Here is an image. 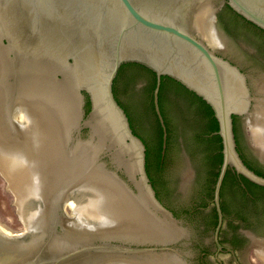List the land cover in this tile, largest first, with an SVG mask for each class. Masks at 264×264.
<instances>
[{"label":"water","instance_id":"1","mask_svg":"<svg viewBox=\"0 0 264 264\" xmlns=\"http://www.w3.org/2000/svg\"><path fill=\"white\" fill-rule=\"evenodd\" d=\"M127 64L155 75L163 149L162 77L211 108L222 145L214 234L211 208H196L206 199L209 169L181 120L165 171L151 169L157 198L145 145L113 94ZM147 83L144 75L135 83L143 99ZM119 98L132 111L130 99ZM142 110L153 124L149 106ZM233 117L264 161V0H0V177L24 228L0 230V240L23 239L34 254L0 257V264H235L227 253L214 258V243L222 249V184L229 169L260 187L264 177L242 162ZM231 182L224 197L235 192ZM255 231L264 238V229ZM222 237L231 240L228 221ZM252 246L264 263V242ZM238 256L253 264L247 252Z\"/></svg>","mask_w":264,"mask_h":264},{"label":"trees","instance_id":"2","mask_svg":"<svg viewBox=\"0 0 264 264\" xmlns=\"http://www.w3.org/2000/svg\"><path fill=\"white\" fill-rule=\"evenodd\" d=\"M142 75L147 76L148 79V83L144 87L146 99H143L142 95L139 97L135 92L136 80ZM155 81V75L150 70L136 64H127L120 68L116 78L114 79L112 87L114 97L125 111L133 133L138 136L145 145L146 171L148 177L150 178V182L154 185L157 181L153 177L151 169L154 166L157 169V174L160 172V168L157 166L159 165L162 150V129L154 112L152 101ZM119 93H123L126 95L127 99H130L132 111L120 101ZM146 104L149 106V109L154 117L153 124H149V126V118L146 116V112L142 110V106ZM158 106L167 129V147L169 143H171V133L173 132V128L176 127L175 122L177 120L184 122V129H188V131L192 134L193 142L190 144L192 151L197 152L200 155H204V157H201L199 164L202 165L201 168H203V170L209 169V176H207L209 178L205 181V187L207 197L212 199L213 186L222 164V145L220 137L218 135H213L218 131V123L214 118L211 108L201 98L197 97L192 92L186 90L179 83L167 77H162L161 79V85L158 93ZM88 109L89 105L87 103V111ZM134 122H136V126ZM238 129V119L237 117H233V133L236 150L242 162L248 169L254 171L255 174L264 177V171L255 170L244 156L243 149L240 145V135ZM143 131H145L146 134H149L150 142H147L142 135L144 134ZM232 175L234 174H231L230 170H228L223 182L221 198L223 197V191L226 183L231 179V183L235 182ZM201 178L206 180L204 175H202ZM240 178L246 186L254 187L264 193V187L254 185L242 176H240ZM156 196L160 200L159 194H156ZM222 212L225 213L223 205ZM214 216L216 219L215 213ZM213 225H216V220Z\"/></svg>","mask_w":264,"mask_h":264},{"label":"flooded vegetation","instance_id":"3","mask_svg":"<svg viewBox=\"0 0 264 264\" xmlns=\"http://www.w3.org/2000/svg\"><path fill=\"white\" fill-rule=\"evenodd\" d=\"M219 55L222 56L223 58H225L226 60L230 61L232 64L236 65L227 56H224L222 54H219ZM238 68L242 72H244L243 69H241L240 67H238ZM135 87H136V85H135ZM136 90H135V92H136ZM174 130H175V127L173 128V131ZM166 133H167V129H166ZM171 135L173 136V132L171 133ZM162 136H163V133H162ZM239 137H240V145H241V148L243 149V154L246 157L248 163H250L255 170H257V171L259 170V171L263 172L264 171V161H261L256 156V154L252 151L250 144L247 140V134L245 133L243 126L240 128V136ZM166 140H167V136H166ZM170 145L171 144L169 143L168 147L165 146V148L164 149L162 148V150H161L159 165L157 166L158 168H160L161 173H163V171H165L166 162L169 159ZM166 149H167V151H166ZM229 170H230L231 174H234V175H232V177H234L235 182L232 185L234 186L235 192L229 193V195L227 197H224V195H223V197L221 198V191H220V208L222 211V205H223V207L225 209V213L222 212L223 223H222L220 232L218 234V242L221 245L222 249L220 251H217L216 245H215L214 240H213V243L215 246L214 258L216 260V256H215L216 254H217V257L219 258L220 254L227 253L232 257L233 260H234L233 256L236 258V261L234 260L235 264H245L244 262L241 261V259L238 256V251L243 250L244 252H249L250 256L252 258H254V260H256L259 264H263L259 260V258H257L258 256L256 255L255 249L252 246V242L253 241L264 242V238L259 237L255 231V228L256 229H264V193H262L260 190L254 188V187L246 186L244 184V182L242 181V179L240 178V176L235 174V172H233L231 169H229ZM195 179H196V177H195ZM160 180L162 181L163 179H160ZM190 182H193V179H191ZM199 183H200V181H199ZM151 184H152V182H151ZM162 184H163V186L165 185L164 187L166 189V192L168 193V191H170V190H169V188H167V185H166L167 182L165 180H163ZM152 186L155 190V193L159 194V190L157 188V185L152 184ZM222 186H223V184H222ZM213 188H214V186H213ZM221 190H222V187H221ZM205 192H206V187H205ZM212 200H213V191H212V199H209L207 197V193H206L205 201L202 200L201 205L197 206L196 208L203 209V210H206L209 207L211 208V216H212L211 226L213 228V234H214V229H215L216 225L214 226L213 224H214L215 220H216V224H217V214H216L214 203ZM167 208L169 209V207H167ZM169 210L175 216V213L173 212V210H171V209H169ZM214 213L216 214V219H215ZM227 221L230 224V239L231 240H228V239L225 240L222 237V234L224 231V224ZM229 251H232V254ZM220 262H221V260H220ZM221 264H222V262H221Z\"/></svg>","mask_w":264,"mask_h":264},{"label":"rangeland","instance_id":"4","mask_svg":"<svg viewBox=\"0 0 264 264\" xmlns=\"http://www.w3.org/2000/svg\"><path fill=\"white\" fill-rule=\"evenodd\" d=\"M0 225L6 227L0 229L8 234L7 231L11 232L12 235L21 234L24 232V228L18 214L15 202L13 200L10 188L6 182L0 177ZM8 229V230H7ZM33 255V254H31ZM29 255V256H31ZM247 259L253 264H259L254 258L247 252Z\"/></svg>","mask_w":264,"mask_h":264},{"label":"bare ground","instance_id":"5","mask_svg":"<svg viewBox=\"0 0 264 264\" xmlns=\"http://www.w3.org/2000/svg\"><path fill=\"white\" fill-rule=\"evenodd\" d=\"M0 229H2L1 225H0ZM22 245H23V239L19 241L0 240V247L3 248L2 250L4 253V254L3 253L0 254V257H5L7 259H16V258L26 257V256L33 254L31 248H28Z\"/></svg>","mask_w":264,"mask_h":264}]
</instances>
